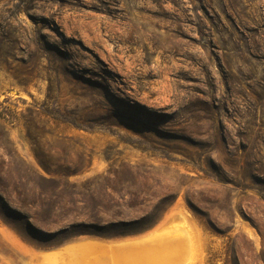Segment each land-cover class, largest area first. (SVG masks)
Here are the masks:
<instances>
[{
  "label": "rangeland",
  "instance_id": "rangeland-1",
  "mask_svg": "<svg viewBox=\"0 0 264 264\" xmlns=\"http://www.w3.org/2000/svg\"><path fill=\"white\" fill-rule=\"evenodd\" d=\"M175 220L264 264V0H0V264Z\"/></svg>",
  "mask_w": 264,
  "mask_h": 264
},
{
  "label": "bare ground",
  "instance_id": "bare-ground-1",
  "mask_svg": "<svg viewBox=\"0 0 264 264\" xmlns=\"http://www.w3.org/2000/svg\"><path fill=\"white\" fill-rule=\"evenodd\" d=\"M175 221L170 226L153 229L138 237L114 241L112 245L107 242L100 244L93 239L64 244L42 252V257L46 264L62 259L66 264H95L96 260L101 262L103 256L107 264H172L178 261L181 239L172 228L178 226L188 232L185 221ZM99 247L103 248V253Z\"/></svg>",
  "mask_w": 264,
  "mask_h": 264
},
{
  "label": "crops",
  "instance_id": "crops-1",
  "mask_svg": "<svg viewBox=\"0 0 264 264\" xmlns=\"http://www.w3.org/2000/svg\"><path fill=\"white\" fill-rule=\"evenodd\" d=\"M161 227V225H154L152 227H149L147 229H144L142 231H139V232H135V233H126V234H115V235H112L111 234H108V235H94V234H84V235H79V237H77V239L73 240V241H69L68 243H65V244H70V243H79L85 239H93L95 241H97L98 243L100 244H103V243H109L112 245V242H119V241H124L126 239H129V238H134V237H138L139 235L141 234H144V233H147L153 229H157ZM64 245V244H63ZM58 246H61V245H58ZM57 247V246H56ZM99 250L100 252L103 253V248L99 247ZM69 256V255H67ZM103 258L105 259V256H103ZM102 259L101 262L99 260H96L95 264H107V261Z\"/></svg>",
  "mask_w": 264,
  "mask_h": 264
},
{
  "label": "trees",
  "instance_id": "trees-1",
  "mask_svg": "<svg viewBox=\"0 0 264 264\" xmlns=\"http://www.w3.org/2000/svg\"><path fill=\"white\" fill-rule=\"evenodd\" d=\"M126 233H133V232L130 231V230H118V231L117 230H114V232H112V235H115V234H126Z\"/></svg>",
  "mask_w": 264,
  "mask_h": 264
}]
</instances>
